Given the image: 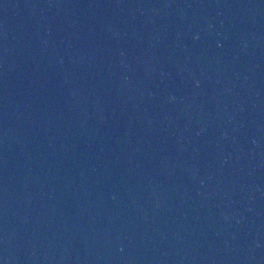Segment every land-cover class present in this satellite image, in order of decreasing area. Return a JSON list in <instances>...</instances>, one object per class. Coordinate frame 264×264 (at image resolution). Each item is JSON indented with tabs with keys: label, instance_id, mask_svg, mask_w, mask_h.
<instances>
[{
	"label": "water",
	"instance_id": "obj_1",
	"mask_svg": "<svg viewBox=\"0 0 264 264\" xmlns=\"http://www.w3.org/2000/svg\"><path fill=\"white\" fill-rule=\"evenodd\" d=\"M0 264H264V0H0Z\"/></svg>",
	"mask_w": 264,
	"mask_h": 264
}]
</instances>
